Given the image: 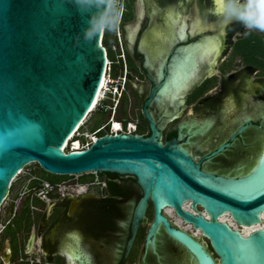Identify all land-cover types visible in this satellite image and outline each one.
<instances>
[{"label": "water", "instance_id": "obj_1", "mask_svg": "<svg viewBox=\"0 0 264 264\" xmlns=\"http://www.w3.org/2000/svg\"><path fill=\"white\" fill-rule=\"evenodd\" d=\"M109 6L110 0H91L83 8L72 0H0V210L13 181L31 164L56 176L128 175L143 191L134 211V234L150 201L154 217L147 240L161 226L188 251L189 264H264V227L244 235L220 221L229 216L240 229L263 224L264 137L255 159L240 173L204 172L175 139L160 142L147 110L154 89L143 108L149 136L105 135L84 151H62L88 115L107 70L102 37ZM141 20L140 13L136 23L124 27L130 49V31ZM93 25L98 30L86 38ZM260 130L264 134V124ZM186 203L195 212L202 208L207 217L186 211ZM165 208L198 231L216 259L185 231L171 227Z\"/></svg>", "mask_w": 264, "mask_h": 264}, {"label": "flooded vegetation", "instance_id": "obj_2", "mask_svg": "<svg viewBox=\"0 0 264 264\" xmlns=\"http://www.w3.org/2000/svg\"><path fill=\"white\" fill-rule=\"evenodd\" d=\"M127 2L133 24L140 13L142 20L134 35L132 49L126 41L124 28L121 29L122 51L119 55L124 59H121L118 77L124 82L115 83L113 87L123 91L122 98L130 89L134 103L141 106L138 118L134 120L137 130L140 122L144 121L148 130L142 136L150 135L143 108L155 89V96L147 110L160 133L162 144L175 139L204 172L216 175L240 173L244 168L242 166L229 172H221L216 167L227 159L235 147L253 146L254 142L250 143L247 138L250 131L263 133L260 130L263 117L256 121L252 116L249 119L244 116L250 115L245 110L249 104L264 101V33L248 32L239 22L223 25L211 11L214 0ZM183 27H186L185 33L180 35ZM192 28L196 29L195 36H192ZM156 33H163L164 36L157 38ZM211 45L217 47L216 53L209 62L199 65L197 79L181 95L182 100L175 105L169 99L159 102L158 96L170 78L172 63L180 60L188 49H209ZM258 51L259 54H256ZM249 76L257 77L251 81ZM235 80L240 84L239 89L245 91L235 95L242 96L245 103L242 117L235 121L231 129L223 132L216 128L210 130L207 123L175 124L169 130L164 128L184 111L182 102L187 105L205 102L212 105L214 100L227 92L229 82ZM233 104L229 100V106ZM241 128L246 129L238 135ZM208 130L215 135L213 143L206 142L205 151H201L202 145L193 149L192 145ZM232 137L235 140L231 142ZM226 144L230 147L222 154L205 159ZM35 165L23 177L16 178L0 210V258L3 264H135L137 260L139 264H167L169 247L180 249L186 255L182 257L181 264H189L188 251L168 237L161 226L155 237L147 240L154 217L150 201L147 202L144 219L134 234V211L143 197V191L134 177L114 173L50 177L51 174ZM44 182L51 184L52 190L40 199L37 192ZM12 194V199L6 203ZM197 210L204 213L200 207ZM162 214L171 227L185 231L216 259L209 242L202 235L195 237L166 216L164 211ZM174 216L178 218L175 213ZM180 221L185 224L182 219Z\"/></svg>", "mask_w": 264, "mask_h": 264}, {"label": "rangeland", "instance_id": "obj_3", "mask_svg": "<svg viewBox=\"0 0 264 264\" xmlns=\"http://www.w3.org/2000/svg\"><path fill=\"white\" fill-rule=\"evenodd\" d=\"M132 20L125 24L129 25L132 24ZM116 37L115 35H111L110 40H109V45H108V52H109V59L111 61H114L116 63L115 66H113V68L115 69V75L116 77L113 78L110 75V79L112 81H114V83H123L120 78L118 76H120V61L118 59V55L119 52L122 51V45H121V41H122V34H121V29H120V24L116 25ZM124 26V27H125ZM117 40L118 43L117 44ZM112 47H115L112 51ZM256 54H259V51L256 52ZM252 55H254L252 53ZM112 65H110V70H111ZM238 70V69H237ZM264 70V68H263ZM257 76H249L251 81H255ZM123 80V79H122ZM135 83H137L135 81ZM138 84V83H137ZM263 84H264V80H263ZM239 82H233L230 81L228 86H227V92L223 95L220 96L219 99H216L212 102V105H207L206 102L203 104H185L184 102H182V105L184 107V111H182L181 113H179L177 115V119L170 122L172 124H166L164 126V128L166 130H169L170 126L175 125V124H203V123H207L209 124V128L208 129H221L222 132L224 130L227 129H231L232 126L234 125L235 121L237 119H239L241 115V110L242 107L245 103L243 99V97H239L237 95H235V93H239V94H244L245 91L241 88L239 89ZM244 87V86H242ZM111 95L109 94H105L103 93V96L106 95L107 100L104 102L105 106L111 107V106H116V118L117 119H127V120H132L134 121L135 119L138 118V113L141 109V106L139 104H135L134 100L132 99V94L130 89L127 90L126 92V97H127V104L125 106L126 108V116L124 117L121 113V107H122V95L121 96H115L116 94L114 90L111 91ZM115 99V103L113 102V100ZM229 100H231V102H234L233 105L229 106ZM119 101V102H118ZM248 113H250V115L244 116V118L246 117V119H249V116H252V118H254L256 121H258L261 117L264 118V101H254L252 104H249L247 109ZM109 113L110 111H94L92 112L88 119L87 122L85 124V127L83 129V131H87L89 133L95 131L96 129H98L99 127H101L102 125H104L108 119H109ZM245 115V114H244ZM262 124H264V122L262 121ZM147 125L144 121L140 122V131L139 133H142L144 131H147ZM208 131H204L200 137V139L195 142L194 145H192V148L195 149L196 147L200 148V146L202 145L203 147H201V151H205L206 148L204 147V144L206 142L209 143H213L214 139H215V135L213 136L211 132ZM214 134V133H213ZM247 138H249L250 143L253 144V146L251 148H244L241 146H237L235 147V149H232L231 152L228 154V157L226 160L221 161L220 166H217L216 168H218L221 172H229L231 170H234L237 166H242L244 168H247L255 159L256 155L258 154V151L261 147L262 144V140L264 137L263 133H259L256 131H250L247 134ZM256 141V142H255ZM197 149V148H196ZM36 167L35 164H31L27 167L24 168V170L22 171V173L19 175V178L23 177L25 173L33 170ZM50 176V175H48ZM52 177V175L50 176ZM67 178V177H65ZM18 179V178H17ZM13 194L10 195L8 197V200L6 203H9V201L12 199ZM152 217H150L151 219ZM186 256L183 252H181L180 249H173V248H167V264H181L182 261V257ZM135 264H139L138 260L136 261Z\"/></svg>", "mask_w": 264, "mask_h": 264}, {"label": "bare ground", "instance_id": "obj_4", "mask_svg": "<svg viewBox=\"0 0 264 264\" xmlns=\"http://www.w3.org/2000/svg\"><path fill=\"white\" fill-rule=\"evenodd\" d=\"M186 27H183L181 29V34L185 33ZM137 29L135 31H130V39H134V35L136 33ZM196 29L192 28V36H195ZM157 38H162L164 36L163 33L155 35ZM185 39V37H184ZM217 47L215 45H211L209 49L207 48H191L188 49L182 56L180 60H176L172 63V68L170 69V78L168 79L167 83L162 88L159 96L158 101L162 102L165 99H169L173 105H175L180 99L181 95L185 93L188 88L196 81L197 75H198V67L200 64H204L206 62H209L212 55L216 53ZM108 62V60H107ZM216 61L213 62L215 64ZM105 80H106V74H104L101 83L100 88L98 90V93L94 99V102L92 104V107L86 116L85 120L88 119L89 115L94 111V108L96 104L100 101V99L103 98L104 93V87H105ZM85 120L76 128L79 129L85 122ZM114 128L118 129L119 126L115 125ZM76 130L72 133V135L68 138L67 142L64 144L63 149H66V146L68 145L69 140L72 138ZM22 172H20L21 174ZM184 209L186 211L192 212L194 214H197V212H201L199 210L193 211L190 208V203L184 204ZM164 213L166 216L174 220L180 227L184 228L186 231H189L192 233L195 237L200 238L201 234L198 231H194L189 225L183 224L180 219L176 218L174 216V211L172 209L165 208ZM205 217H207L204 213H202ZM263 224L252 227V228H242L240 229L238 226H236L230 219L229 216H223L220 221L226 222L230 225L231 228L234 230L240 231L242 234H248L251 231H254L255 229H260L264 227V214L262 215ZM72 258V257H71ZM73 259V258H72Z\"/></svg>", "mask_w": 264, "mask_h": 264}, {"label": "built area", "instance_id": "obj_5", "mask_svg": "<svg viewBox=\"0 0 264 264\" xmlns=\"http://www.w3.org/2000/svg\"><path fill=\"white\" fill-rule=\"evenodd\" d=\"M123 2H124V0H110L109 12L110 11L113 12L112 21L115 22L116 25L121 23V17H122V13L124 11ZM108 15H109V13H108ZM118 58L123 60L124 56L118 55ZM110 65H111V62L108 61L107 62V70L105 73L106 74V80H105V87L103 89L104 93L108 94L110 92V90L112 89L115 92L113 94H116V96L117 95L121 96L122 91L120 89H118L117 87L112 88V85H114L115 83H114V81H112L110 79ZM122 82H124V79L122 80ZM106 100H107V98L105 95L96 104L94 111H96V110L97 111L109 110L110 113H109L108 121L104 125L99 127L98 129H96L95 131L89 133L87 131H83L85 124L87 122V119H86L84 124L79 129L76 130V132L74 133L72 138L69 140L68 145L66 146V149L62 150L64 153L84 151V150L88 149L97 139H99L105 135H110V136L117 135V134L138 135L136 123L132 120L117 119L115 116L116 109H117L116 106H111V107L105 106L104 102ZM115 125L119 126V128L118 129L114 128ZM15 180L13 181V183L15 182ZM51 190H52L51 184H49L48 182H44L37 192L38 198L43 199L45 193H47L48 191H51ZM0 264H3L1 258H0Z\"/></svg>", "mask_w": 264, "mask_h": 264}, {"label": "clouds", "instance_id": "obj_6", "mask_svg": "<svg viewBox=\"0 0 264 264\" xmlns=\"http://www.w3.org/2000/svg\"><path fill=\"white\" fill-rule=\"evenodd\" d=\"M72 3L78 8H83L91 3V0H72ZM211 11L225 26L239 22L248 32L255 30L264 33V0H214V7ZM97 30L93 25L85 31V37L92 38ZM111 91L112 89L109 95L112 94Z\"/></svg>", "mask_w": 264, "mask_h": 264}, {"label": "trees", "instance_id": "obj_7", "mask_svg": "<svg viewBox=\"0 0 264 264\" xmlns=\"http://www.w3.org/2000/svg\"><path fill=\"white\" fill-rule=\"evenodd\" d=\"M123 7H124V11H123L122 17H121L120 29H123L124 26H125V24L129 23L132 20V14L130 12V6H129V3L127 2V0L123 2ZM112 16H113V12L110 11L109 12V15H108V17H107V19L105 21V24H104V32H103V37H102V45H103V47L106 50L107 59H108V61L111 62V65H112L111 70H110V75L113 78H115L116 77V75H115V69L116 68L114 69L113 66H115L116 63L114 61H111L109 59V52H108V49H107L108 48V45H109V40H110L111 35L114 34L115 37H116V27L117 26H116V23L112 21ZM113 48H115V47H112V51H114ZM118 59H119L120 63L122 64L121 59L120 58H118ZM126 104H127V97L124 96V98L122 99V107H121V113H122V115L124 117L126 116V108H125ZM139 131H140V128H139ZM139 131H138V135L144 134V132L139 133ZM65 177H67V176H65Z\"/></svg>", "mask_w": 264, "mask_h": 264}]
</instances>
